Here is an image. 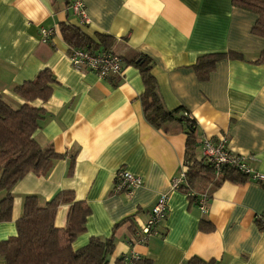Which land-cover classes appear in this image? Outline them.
Here are the masks:
<instances>
[{
  "label": "crops",
  "instance_id": "obj_1",
  "mask_svg": "<svg viewBox=\"0 0 264 264\" xmlns=\"http://www.w3.org/2000/svg\"><path fill=\"white\" fill-rule=\"evenodd\" d=\"M72 2L0 0V96L13 108L21 106L25 102L14 88L47 70L53 78L48 100L27 104L45 112L35 141L61 156L46 175L29 173L13 187L11 218L0 222V242L16 235L26 196L44 206L59 192H72L89 213L71 247L78 251L91 238L112 239L106 264H121L131 251L141 256L140 264H264V225L258 221L263 189L252 180L217 187L197 182L193 191L209 196L205 213L184 190L171 191L170 179L186 167L185 135L175 124L163 130L145 120L143 81L128 63L134 54L151 59L165 107H183L195 119L197 160L204 157V141L224 138L228 152L264 176V64H254L264 39L251 34L256 16L231 0H82L81 22ZM63 24L78 30L93 53L119 55L122 74L101 79L74 70L70 46L60 35ZM40 27L54 29L47 44L39 41ZM227 51L242 60L220 61L207 81H198L196 59ZM119 170L140 177L142 185L129 194L113 193ZM163 194L167 215L158 235L137 245L136 233ZM68 210L66 204L57 208L55 228H65ZM0 264H6L2 257Z\"/></svg>",
  "mask_w": 264,
  "mask_h": 264
},
{
  "label": "trees",
  "instance_id": "obj_2",
  "mask_svg": "<svg viewBox=\"0 0 264 264\" xmlns=\"http://www.w3.org/2000/svg\"><path fill=\"white\" fill-rule=\"evenodd\" d=\"M231 3L235 8L256 16L251 34L264 39V0H231ZM60 35L70 49L93 53L89 41L69 25H61ZM223 60H242V55L235 51L200 55L192 67L197 80L207 81L216 64ZM128 63L139 70L143 81L144 90L140 100L145 120L152 127L163 130L175 124L185 135L186 172L185 184L181 190L192 192L188 196L189 201L197 199V194L193 191L197 182L217 187L225 181L242 184L252 180L264 191V180L254 179L252 175L228 165L215 168L205 157L197 160L194 152L198 145L195 119L183 107L174 110L165 107L157 83L151 75V59L134 54ZM254 64H264V51ZM52 83V76L45 70L38 73L32 81L14 88V95L25 102L17 108L10 106L0 96V194H3L0 199V222H7L11 218L13 187L29 173L46 175L53 163L61 158L52 147H41L35 141L34 133L45 112L27 104L35 100L46 102ZM62 204L69 206L66 226L64 229H57L54 218L57 208ZM88 213V207L77 202L72 192H59L44 206L38 205L35 196H26L21 217L16 222V235L0 242V257L6 264H106L107 256L114 249L112 239L91 238L78 251L71 247L74 239L85 230ZM263 218L264 216L258 219L261 226L264 225ZM206 227L211 229L208 226H202V229L205 230ZM187 264L204 263L191 259Z\"/></svg>",
  "mask_w": 264,
  "mask_h": 264
},
{
  "label": "built area",
  "instance_id": "obj_3",
  "mask_svg": "<svg viewBox=\"0 0 264 264\" xmlns=\"http://www.w3.org/2000/svg\"><path fill=\"white\" fill-rule=\"evenodd\" d=\"M72 12L77 15L81 22H85L86 17L83 9L82 0H73L71 4ZM54 34V29L40 27L38 32L39 41L41 43H49L50 38ZM71 67L76 71H91L101 79L110 76H120L123 72L122 60L119 55L111 51H103L99 53H89L85 50L71 48L68 54ZM202 156L207 158L215 168L228 165L236 168L242 173L252 175L254 179L264 180V176L253 174L250 172L243 157L232 154L226 150V141L221 138L214 141H204L202 144ZM186 167L181 172L170 179L169 189L171 191L181 190L185 184ZM142 185L140 177L129 172L119 170L114 177V185L112 192L115 194H129L134 189ZM195 193V192H194ZM188 195L192 194L189 191ZM196 196V195H195ZM209 200L207 194L197 195L196 203L201 213L206 212V205ZM167 215V197L161 195L158 197L154 207L149 213L148 220L144 227L136 233L135 243L143 245L150 236L158 235V227ZM264 221V218H263ZM142 258L135 252L131 251L121 260V264H140Z\"/></svg>",
  "mask_w": 264,
  "mask_h": 264
}]
</instances>
